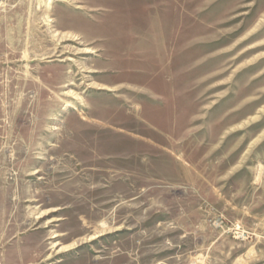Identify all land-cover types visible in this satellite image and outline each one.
<instances>
[{"label": "rangeland", "instance_id": "obj_1", "mask_svg": "<svg viewBox=\"0 0 264 264\" xmlns=\"http://www.w3.org/2000/svg\"><path fill=\"white\" fill-rule=\"evenodd\" d=\"M0 264H264V0H0Z\"/></svg>", "mask_w": 264, "mask_h": 264}, {"label": "bare ground", "instance_id": "obj_2", "mask_svg": "<svg viewBox=\"0 0 264 264\" xmlns=\"http://www.w3.org/2000/svg\"><path fill=\"white\" fill-rule=\"evenodd\" d=\"M51 3V2H50ZM57 235H55L54 237H56Z\"/></svg>", "mask_w": 264, "mask_h": 264}]
</instances>
